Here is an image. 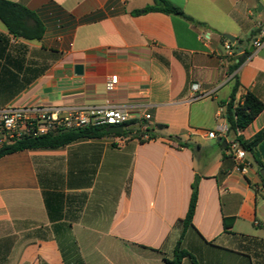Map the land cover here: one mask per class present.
<instances>
[{"label": "crops", "instance_id": "obj_1", "mask_svg": "<svg viewBox=\"0 0 264 264\" xmlns=\"http://www.w3.org/2000/svg\"><path fill=\"white\" fill-rule=\"evenodd\" d=\"M8 1L35 13L45 32L11 38L25 60L12 88L29 84L0 110L115 107L130 116L131 135L0 158V264H166L178 247L189 254L181 264H264V141L245 151L241 173L231 137L216 135L234 76L236 102L250 92L264 103V47L253 45L264 0H167L197 24L134 14L153 0ZM146 128L159 137L135 138ZM262 129L264 110L238 136Z\"/></svg>", "mask_w": 264, "mask_h": 264}, {"label": "trees", "instance_id": "obj_2", "mask_svg": "<svg viewBox=\"0 0 264 264\" xmlns=\"http://www.w3.org/2000/svg\"><path fill=\"white\" fill-rule=\"evenodd\" d=\"M149 12H160L167 15L179 16L191 23H196L192 18L188 17L185 12L171 4L167 0H153V5L146 6L141 11H135V15ZM0 21L5 27L7 34L0 33V109L6 104L12 101L25 89L12 88L14 83L17 82L20 77L18 70L23 66L25 60L13 53L14 47L11 44V38L16 40L27 41H40L44 35L45 28L35 13L27 9L25 6L11 2L8 0H0ZM197 24V23H196ZM225 40V39H224ZM226 41V40H225ZM242 60L231 68L230 73L240 66ZM234 86L231 93L230 101L227 104L226 120L228 125L227 136L231 137L232 142H237L239 146L246 152L254 153V149L258 144L264 141V129H262L251 140L245 141L238 136V131L245 130L264 110V103L253 93H247L242 102H236V94L239 89L240 83L237 76L233 77ZM5 83V84H4ZM162 129V126L158 127ZM106 127H93L84 129H74L69 131H63L56 134H50L41 136L34 139H22L14 141L13 143L3 145L0 147V158L21 152L24 150L40 149V148H58L67 146L79 141L99 139L108 133ZM119 137H130L131 133L125 131L123 134H113ZM149 140L158 138V134L149 128H146L143 132L137 133L136 137L141 142H145L144 138ZM177 142L179 139L176 137H170ZM184 146V145H183ZM256 159V158H255ZM258 170L264 169V164L256 159ZM264 185V182H263ZM198 198V182L193 184V192L186 218L184 219V225H192V219L195 214L196 204ZM232 220H225V228L227 222ZM63 256L66 258V251L61 247ZM76 250L67 251L71 254ZM77 252V251H76ZM189 254L178 247L175 252V257L172 261L166 260V264H181L182 259ZM68 264H72V261H68ZM45 264V263H40Z\"/></svg>", "mask_w": 264, "mask_h": 264}, {"label": "built area", "instance_id": "obj_3", "mask_svg": "<svg viewBox=\"0 0 264 264\" xmlns=\"http://www.w3.org/2000/svg\"><path fill=\"white\" fill-rule=\"evenodd\" d=\"M259 50L264 47V28L260 29V38L253 43ZM226 49L231 50L229 42ZM118 84V77L113 76L107 83V89L112 91ZM198 85L193 86L197 91ZM146 116V119H149ZM130 116L122 109L115 107L91 108H52L45 106H29L21 108H7L0 110V147L22 139H34L45 135L56 134L74 129L93 127H123L129 130ZM228 125L217 130L218 137L226 136ZM239 133V131H238ZM234 158L239 162L238 170L247 173L250 165L244 161L245 151L237 142L231 143Z\"/></svg>", "mask_w": 264, "mask_h": 264}, {"label": "water", "instance_id": "obj_4", "mask_svg": "<svg viewBox=\"0 0 264 264\" xmlns=\"http://www.w3.org/2000/svg\"><path fill=\"white\" fill-rule=\"evenodd\" d=\"M225 39L228 40L230 43H235V38L230 36V35H224ZM75 72L77 75H81L83 73V67L82 66H76L75 67ZM108 133L111 134H123L124 133V129L123 127L119 126V127H108L106 130ZM218 142H221V139H218ZM260 175L263 179L264 182V169L260 170Z\"/></svg>", "mask_w": 264, "mask_h": 264}]
</instances>
